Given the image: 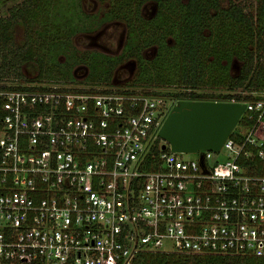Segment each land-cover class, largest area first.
I'll list each match as a JSON object with an SVG mask.
<instances>
[{"label":"built area","instance_id":"2783aa9c","mask_svg":"<svg viewBox=\"0 0 264 264\" xmlns=\"http://www.w3.org/2000/svg\"><path fill=\"white\" fill-rule=\"evenodd\" d=\"M166 103L78 73L1 83L0 264H264V99L189 154L156 141Z\"/></svg>","mask_w":264,"mask_h":264},{"label":"trees","instance_id":"16d2710c","mask_svg":"<svg viewBox=\"0 0 264 264\" xmlns=\"http://www.w3.org/2000/svg\"><path fill=\"white\" fill-rule=\"evenodd\" d=\"M58 1L22 0L0 15V80H17L22 77L19 66L32 62L38 72L26 82H72L77 66L87 70L86 82L111 84L114 69L131 60L136 72L127 85L168 101L167 112L178 100L264 99V0H227L225 6L221 0H98L106 6L101 18L80 12L78 0L62 4L60 18L62 12L54 11ZM146 3L155 5L150 15ZM67 13L69 21L64 20ZM81 16L83 28L78 31H93L105 21L121 23L125 39L120 53L78 50L72 43L76 26L70 23ZM18 23L24 28L23 47L13 40ZM37 32L39 41L34 39ZM148 49L154 54L146 58L142 53ZM233 60L239 62L236 74L230 69ZM247 123L246 116L238 121L239 126ZM142 256L141 264H186L190 259L184 253Z\"/></svg>","mask_w":264,"mask_h":264},{"label":"rangeland","instance_id":"374dc122","mask_svg":"<svg viewBox=\"0 0 264 264\" xmlns=\"http://www.w3.org/2000/svg\"><path fill=\"white\" fill-rule=\"evenodd\" d=\"M22 0H1L0 4V15L6 16L7 15V8L12 6L13 4H19ZM68 0H59L58 3L54 5V11L62 12L63 10L60 9L62 4L66 3ZM234 1H242V0H234ZM80 5L79 11L85 13L87 15H96L98 18H101L105 12L106 6L105 3L99 2L98 0H78ZM221 4L223 6L227 5V0H221ZM154 3H146L144 10L145 13L150 15L154 10ZM77 12V10H75ZM79 14V12H78ZM65 15V14H64ZM60 18H63V12L60 14ZM82 16L80 20L76 17L75 20H72L70 24H74L76 26V32L72 37L73 45L80 51L88 50V51H97L107 55H117L120 53L125 39V28L124 26L116 21H105L101 22L100 25L93 31H78L77 28H83L80 24L82 21ZM65 21L70 20V14L67 13L65 16ZM85 26V25H84ZM86 27V26H85ZM34 39L39 41L38 32L34 34ZM13 40L14 43L19 46L23 47L25 43V35H24V28L23 26L18 23L14 26L13 32ZM154 54V49H148L142 53L144 57H151ZM58 61H62V56H57ZM239 62L237 60H233L231 63V72L232 74H236L238 72ZM115 71L113 72L112 80H114L115 86L123 88L125 86L132 87L127 85L129 80L136 72V63L132 61L131 63L125 62L119 64ZM75 73L79 75H86L87 70L84 67H77L74 69ZM19 72L21 73L22 77L14 79L15 77H8L3 80H0V84L7 83V84H16L25 81V78H32L38 72L37 65L32 62H27L19 66ZM139 88V87H135ZM141 90V89H140ZM144 91V90H143ZM167 105L169 102L167 101ZM173 106V105H172ZM171 106V107H172ZM170 107V108H171ZM168 108V112L170 110ZM167 112V113H168ZM238 124H236L235 130L238 129ZM234 130V131H235ZM220 155L219 157H221ZM185 158H191L190 155H184Z\"/></svg>","mask_w":264,"mask_h":264},{"label":"water","instance_id":"95a60500","mask_svg":"<svg viewBox=\"0 0 264 264\" xmlns=\"http://www.w3.org/2000/svg\"><path fill=\"white\" fill-rule=\"evenodd\" d=\"M240 102L178 100L166 114L157 136L173 153L218 151L238 123Z\"/></svg>","mask_w":264,"mask_h":264},{"label":"flooded vegetation","instance_id":"af4514ba","mask_svg":"<svg viewBox=\"0 0 264 264\" xmlns=\"http://www.w3.org/2000/svg\"><path fill=\"white\" fill-rule=\"evenodd\" d=\"M116 22H118V21H116ZM110 56H113V55H110ZM127 62L131 63L132 61L130 60V61H127ZM134 62H135V61H134ZM123 63H125V62H123ZM121 64H122V63H121ZM117 67H118V66H117ZM117 67H116V68H117ZM116 68H115V69H116ZM114 71H115V70H114ZM114 80H115V79H113V82H114ZM113 82H111V84L115 85Z\"/></svg>","mask_w":264,"mask_h":264}]
</instances>
